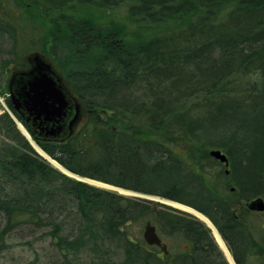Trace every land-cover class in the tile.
<instances>
[{"label": "trees", "instance_id": "16d2710c", "mask_svg": "<svg viewBox=\"0 0 264 264\" xmlns=\"http://www.w3.org/2000/svg\"><path fill=\"white\" fill-rule=\"evenodd\" d=\"M11 3L0 0V91L7 66L26 68L27 51H39L78 102L64 134H31L44 153L66 171L194 208L236 264H264V218L246 206L264 198V0ZM196 217L66 174L0 112V251L24 224L49 237L60 264H230Z\"/></svg>", "mask_w": 264, "mask_h": 264}, {"label": "water", "instance_id": "95a60500", "mask_svg": "<svg viewBox=\"0 0 264 264\" xmlns=\"http://www.w3.org/2000/svg\"><path fill=\"white\" fill-rule=\"evenodd\" d=\"M25 56L26 60L30 62L28 67L22 69L15 66L9 69L7 67V95L15 114L20 116L25 124L17 120L20 130L27 140L47 160L59 167L54 162L55 160H51L43 153L32 139L31 134L41 138H55L60 133L64 134L70 125L76 121L78 102L67 91L64 80L54 70L50 59L45 54L39 51H30ZM9 112L12 114L10 110ZM68 116L70 119L66 123ZM209 153L222 161H226L225 154L218 148H210ZM69 175L85 180L73 172H70ZM156 199L175 206L171 201ZM247 206L263 210L264 213V200L261 197L250 199ZM144 237L148 242H159L152 225L147 224L144 227Z\"/></svg>", "mask_w": 264, "mask_h": 264}, {"label": "rangeland", "instance_id": "374dc122", "mask_svg": "<svg viewBox=\"0 0 264 264\" xmlns=\"http://www.w3.org/2000/svg\"><path fill=\"white\" fill-rule=\"evenodd\" d=\"M10 4H12L11 0H10ZM125 9H126V5L121 4L120 6L118 5L117 7H114L111 10L112 11L111 13L113 15L117 16V17L123 16ZM107 10L109 11V9H107ZM16 11L20 12V9L17 7ZM24 51H25V49L23 48V44H18L17 47H15V51H14V53H15L14 55H15L16 59L13 58V60L16 61L18 58H20V56H22V53ZM30 51H27V52H30ZM12 64L10 63L7 66L8 69L12 68V66L17 67L15 64L14 65H12ZM4 92L0 91V112H2L3 110H6L8 112V110H9V108L6 106V103H5V97L7 98V93H4ZM17 120L18 119H14L15 123L17 122ZM17 126L20 129L19 123H18ZM21 129H22V127H21ZM38 153L43 156L42 153H40V152H38ZM43 153H44V151H43ZM45 155L48 158H50L47 154H45ZM66 174H68V173H66ZM78 176H80V175H78ZM75 177L78 178L77 176H75ZM80 177L85 178V180H87V182L92 183L94 185H99V186H103V187H106V188L108 187L109 189L110 188L111 189H115L118 192H121L123 194L124 193L125 194H136V195L149 197L146 194H141L139 192H134V191H131V190H128V189H124V188H121V187L119 188V187L111 185V184L108 185V183H105L103 181L96 180V179H93V178H90V177H84V176H80ZM150 197H152L153 199H156L154 194H152ZM259 197H261V196H259ZM263 200H264V198H263ZM175 206L177 207V205H175ZM246 206H247V203H246ZM178 207H180V206H178ZM180 208H181V210L186 211L189 214H191L194 217H196L194 214L189 212L187 209H184L182 207H180ZM250 209L255 210L254 208H250ZM261 212H262V210H261ZM261 212H258V213L260 215H262L263 218H264V213H261ZM196 218L199 219L198 217H196ZM210 228H212V227H210ZM210 228H209V230H210ZM210 232H211L212 237H213L217 247L219 248V250L222 253L225 254L224 250L221 248V246L218 243L217 239L215 240V237H214V235H213L211 230H210ZM38 233H39L38 229L37 230H35V229L31 230L27 225H24V224L20 225L18 228L10 230L8 232V236H7L8 237L7 238L8 239L7 247L4 248L2 251H0V264H60L61 257L59 256L58 253H56L54 251L53 246L51 245V243L49 241V237L46 236L42 240H40L36 236ZM27 241L30 242V244ZM225 245H226V243H225ZM34 254H37L36 257H35ZM224 257L226 259L225 255H224Z\"/></svg>", "mask_w": 264, "mask_h": 264}, {"label": "bare ground", "instance_id": "6f19581e", "mask_svg": "<svg viewBox=\"0 0 264 264\" xmlns=\"http://www.w3.org/2000/svg\"><path fill=\"white\" fill-rule=\"evenodd\" d=\"M34 142V141H33ZM36 146V145H35ZM51 159V158H50ZM51 160H53V159H51ZM54 162H56V161H54ZM57 163V162H56ZM58 164V163H57ZM58 166L60 167V169H62L64 172H66V173H68V174H70V172L69 171H66L64 168H62L59 164H58ZM102 183V182H101ZM105 184V183H104ZM109 185V184H108ZM141 194H145V193H141ZM146 195H148L149 197H147V196H144V197H147V198H149V199H153V198H151L150 196V194H146ZM156 198H160L161 200H167V201H171V203L172 204H174V205H177V206H180V207H182V208H184V209H187L189 212H191L192 214H194L195 216H197L199 219H201L209 228L210 227H212V228H210L211 229V231H212V233H213V235H214V237H215V240L217 239V241H218V243L220 244V246H221V248L224 250V252H225V256H226V258H227V260H228V262L230 263V264H236L235 262H234V260H233V258L231 257V254H230V252H229V250H228V248H227V246L225 245V243H224V241L222 240V237L220 236V234H219V232L217 231V229L215 228V226L211 223V221L206 217V216H204L203 214H201L199 211H197V210H195V209H193V208H191V207H188V205H183L182 203H180V202H177V201H173V200H170V199H166V198H162V197H159V196H155ZM263 199V198H262ZM154 200H157V199H154ZM157 201H159V200H157ZM249 201V200H248ZM248 201H246V203L248 202ZM159 202H162V201H159ZM162 203H164V202H162ZM165 204H167V203H165ZM169 205V204H168ZM171 206V205H170ZM173 207H175V208H178V207H176V206H173ZM248 207V206H247ZM248 208H250V207H248ZM178 209H180V208H178ZM181 210V209H180ZM262 213H263V210H262ZM204 219V220H203Z\"/></svg>", "mask_w": 264, "mask_h": 264}, {"label": "flooded vegetation", "instance_id": "af4514ba", "mask_svg": "<svg viewBox=\"0 0 264 264\" xmlns=\"http://www.w3.org/2000/svg\"><path fill=\"white\" fill-rule=\"evenodd\" d=\"M7 99H8V95H7ZM66 119H67V120H66V123H67L68 120L70 119V116H68ZM255 211H257V212H261V210H256V209H255ZM261 213H262V212H261Z\"/></svg>", "mask_w": 264, "mask_h": 264}]
</instances>
